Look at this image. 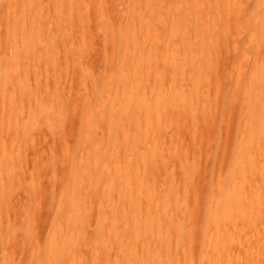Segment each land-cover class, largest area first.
Listing matches in <instances>:
<instances>
[{
  "label": "bare ground",
  "instance_id": "bare-ground-1",
  "mask_svg": "<svg viewBox=\"0 0 264 264\" xmlns=\"http://www.w3.org/2000/svg\"><path fill=\"white\" fill-rule=\"evenodd\" d=\"M14 2L7 24L20 29L0 38L10 43L0 55V205L20 182L21 167L10 162L33 149L24 144L31 131L57 133L67 121L71 103L62 101L59 78L78 70L90 84L75 118L80 138L69 147L72 187L61 193L60 221L37 248V264H195L179 262L174 250L183 245L189 255L197 242L189 237L207 227L215 238L204 264H264V226L255 228L264 225V0H45L36 10L25 0L21 11ZM20 13L31 14L26 25ZM95 26L111 46L105 53L101 44L91 67ZM223 50L233 56L230 65ZM34 55L43 83L52 82L39 99L27 72L15 80ZM26 94L29 113L21 105ZM227 113L234 118L228 161L221 172L207 168L199 191L198 142L208 135L215 162ZM85 181L95 186V225L86 215ZM26 186L31 199L35 188ZM242 222L252 229L243 232ZM0 264H9L6 254Z\"/></svg>",
  "mask_w": 264,
  "mask_h": 264
},
{
  "label": "rangeland",
  "instance_id": "rangeland-1",
  "mask_svg": "<svg viewBox=\"0 0 264 264\" xmlns=\"http://www.w3.org/2000/svg\"><path fill=\"white\" fill-rule=\"evenodd\" d=\"M24 1L25 0H17L16 8L18 11L19 10L21 11L23 9V6L25 5ZM13 2H14V0H0V4H1L0 9L2 11V12H0L1 13L0 14V17H1L0 20L3 18L2 23L3 22L5 23V24L3 23V25L0 27V36H1L0 38H2V39H5L6 36H8L7 34H9L10 32L12 33V32H14V30L19 31V29H20V27H18V26H13V28H12L11 24H10L11 27L7 24L9 22L8 12L10 13L9 9L12 10V8H13ZM26 2L32 3L33 5H35L36 6L35 10L37 9V7H43V5L46 4L45 0H26ZM86 5L87 6L90 5V2L88 1ZM75 10H76V8H75ZM30 16H31V14H28V13L25 15L21 14L19 21L21 23H23L24 25H26V23L29 21ZM5 19H6V21H5ZM18 24H20V23H18ZM9 29H11V30H9ZM98 31H99V28L95 26L92 29V33H91L93 46H92V49H91L90 54H89V63H88V65L90 64L91 67L96 66L97 62L99 61L98 56H99L100 50L105 49V53H106V51L108 49H110L108 46H111L110 41H108L107 39H104V42L107 41V43L108 44L110 43V45H108L106 47L104 44L101 43V41L103 42V40L101 39V41H100L99 40L100 37L99 38L97 37V36H99V34H96V33H98ZM11 33L9 36L12 35ZM9 44H10L9 42H3L2 44H0V55L3 56L5 54H7V52L9 51V47H10ZM101 44L103 47L105 46L104 49H103V47H101ZM232 47H233V45H232ZM234 48L235 47H233V49ZM109 54H110V52L107 53V55H109ZM221 54H222L221 57H223L222 59L225 60L227 58L226 59L227 65H230L231 60L233 58L232 54L227 53L226 50H225V52H224V50L221 51ZM35 55H37V54H35ZM35 55L31 58V61L28 60V63H29L28 66H27V64L25 65V66H27V70H25L24 66H23L24 69H22L23 67H21L19 69L15 80L19 82L21 80H24L26 78V76L29 77L26 79V82H28V86L27 85H25V86L30 87L31 90H33V91L36 90V93H38L37 97L39 99V97H41L42 92H45L47 87H49V89L51 88L52 82L49 84V86L48 85L46 86L43 83L44 74H43V70H41V67H40V66H42V64H41L39 55H38V57H35ZM36 65H37V68H35ZM38 65H39V67H38ZM30 69H31V71H30ZM33 69H36V70H33ZM76 71H78V70H75V71L69 70V72H71V73L70 74L68 73L67 77L59 78V76H58L56 79V81H59V79H60V82L62 83V84L61 83L60 84L64 88L62 101L64 102V104H67V103L70 104L71 103L70 104V107H71L70 108V114L67 116L66 123L62 127L59 128L60 130L57 131V133L55 132V133L44 134V132L41 129H38L37 131H31V133L29 134L28 143H24V144L33 145V149H31L30 153L28 152L27 155H24L19 161L13 160L12 162H10V163H13L10 166L14 167V168L17 167L18 165H20V167H21L20 170L19 171L16 170L19 173L20 182L17 183V186H15V188H13L12 193L10 195L8 194V200L9 201H7V202H9V203H5V204L2 203L0 205L1 206L0 207V210H1V212H0V215H1L0 216V237H2L3 235L9 236V239L8 240L6 239L2 246L0 243V262H2V260H3V255L6 254L7 259L9 261V264H37L39 262L42 263L43 258L38 256L37 248L38 247L40 248L45 243L49 232H51V229L57 228L58 222L60 221V215L58 214V212H59L58 210L60 207L61 195H64L61 193H64V191H68L72 187L71 183L68 181L69 147L71 146V144H73L72 142L76 141V139H74V136H77V138H78L77 140H79V138H80V136H79L80 128L77 125L75 118H76V116L79 115V113L81 111L82 99L85 96L86 91H88L89 85H90L88 80L84 79L82 81V79L80 78V73H78L79 71L77 73H76ZM26 72L28 73V75H26L27 74ZM56 74H57V72L52 73V75L54 77L56 76ZM68 76H70L71 78ZM73 77H74V80H73ZM22 78H24V79H22ZM52 80H53V77H52L51 81ZM84 81H86V82H84ZM0 94L2 95L3 93H0ZM39 94H40V96H39ZM15 95H17V92L13 91V96H15ZM27 97H28L27 94L24 96H21V105L23 108H25L24 111H26V113L27 112L29 113L30 112L29 103H28L29 99ZM226 110H228V107H223L221 109L222 112L221 111L220 112L224 113V112H226ZM227 112H229V110ZM74 113H75V115H74ZM227 118H225L226 121L225 120L223 121L222 127L220 128V131H219L220 140H221L220 141V144H221L220 148L221 149H219L218 156L216 155V158H215L216 161L215 162L211 161L212 156L215 155V153H216L215 149L209 148L207 146V143H206V141L208 140L207 139L208 135L207 134L205 135L204 143H203V141L198 142V145H201L202 149L204 150V152L202 151L201 156L198 157L199 158L198 160L200 162L199 166H198L200 177L198 179L199 182L197 181L198 184L200 183L198 185L199 191L201 188L200 185H202V183L204 182V180L206 178L205 176H207V168L212 165L211 168L215 169L216 172H221L224 169V167L228 161V151L226 152L225 150H226V148L230 147V144L232 142L231 138H232L233 134H232L231 125H232V122L234 121V118L230 114H228ZM5 119H8V118L5 117ZM212 119L210 118L209 121H211V122H209V124L213 123ZM171 124H173V122ZM224 126H226V127H224ZM223 127H224V129H226V131L223 129ZM222 130H224V131H222ZM221 132L223 134H221ZM59 133L62 134L61 138H60ZM24 144H22V142L15 143L13 141V145H16L15 148L23 146ZM50 160H52V161H50ZM51 162H53V163L51 164ZM215 164H217V165H215ZM171 165H172V163L169 162V169H170ZM65 166H67V167H65ZM200 166H201V168H200ZM42 167H44V168H42ZM51 167H52V169H51ZM173 167L170 170L174 169ZM160 172H159V175L161 174L160 178L162 177L161 181H164L165 180L164 178H166L164 176H166V174H165L164 170H162ZM27 182H32L33 188H35L34 194H33L31 199H29L28 194H27V186H26ZM89 186L90 185H89L88 181H85L83 183V190H82L84 193L83 198H84V200H87L86 201V203H87V210L86 211L87 212L86 211L85 212H86V215L89 219L90 224L95 225L96 221L98 219V212H97L98 204H96L97 201H96L95 197L92 194H90L95 189V186H93L92 188H89ZM98 188H99V191L102 192V186H100V184L98 185ZM51 192H54V196H53V193H51ZM262 207H264V204H262ZM7 210L9 212V214H8ZM57 214H58V216H57ZM197 216L199 218V212H196L195 218H197ZM242 216H243V219H246L249 216L248 210H244L242 213ZM141 217L142 216H139V218H141ZM198 218L196 219V222H199ZM7 219H8V221H7ZM95 219H96V221H95ZM223 219H224L223 217H220L218 220H223ZM9 222H10V224H9ZM242 223L244 225L243 232L248 231V228L252 229L253 225H251V223H249V224H247V223L245 224L244 222H242ZM53 224H55V225H53ZM263 226L264 225L262 223H258L255 226L256 232L261 231L263 229ZM7 227H8V229H7ZM47 230H49V231H47ZM8 231H10V232H8ZM213 231H215L214 227H207L206 231H205L206 234L190 236L189 237L190 239L195 240L197 242L195 243L193 241L192 246L190 248L189 255H187L186 249L183 245H178L174 250L175 257L178 259V261L181 262V260H183V259H190L192 261V263L204 264V260L206 259L205 253L207 251L211 250L212 241L215 238ZM15 232H16V234H15ZM8 236H7V238H8ZM186 238H187V236H184L182 239H186ZM259 239L260 238H256L255 239L256 242L259 241ZM167 240L172 243L174 241V237L169 236L167 238ZM7 241H9V242H7ZM29 241H30V243H29ZM260 247H262V249L259 251V256L264 257V241L262 242V245L260 244Z\"/></svg>",
  "mask_w": 264,
  "mask_h": 264
}]
</instances>
